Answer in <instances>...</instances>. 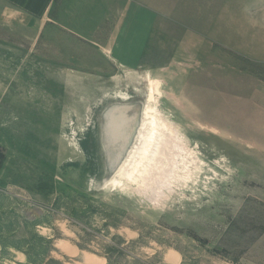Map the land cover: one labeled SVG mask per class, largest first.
<instances>
[{
  "label": "rangeland",
  "instance_id": "1",
  "mask_svg": "<svg viewBox=\"0 0 264 264\" xmlns=\"http://www.w3.org/2000/svg\"><path fill=\"white\" fill-rule=\"evenodd\" d=\"M18 4L0 16V264H264V0ZM151 86L160 154L104 187L142 121L126 148L134 126L116 140L96 109L100 138L85 98L142 108Z\"/></svg>",
  "mask_w": 264,
  "mask_h": 264
},
{
  "label": "bare ground",
  "instance_id": "2",
  "mask_svg": "<svg viewBox=\"0 0 264 264\" xmlns=\"http://www.w3.org/2000/svg\"><path fill=\"white\" fill-rule=\"evenodd\" d=\"M150 83H152V82H150ZM129 90H131V89H129ZM138 91L139 90L136 89L135 92H138ZM148 92L149 93L146 94L147 96L145 95L146 96L145 97V103H143V105H142L141 116H140V119L142 121V127L140 126L141 131L139 133V138H138V141L136 143V146H135V148H133L132 152L130 151L127 158L125 160L121 161V163L119 164V166L116 170L118 173H116L111 180H109V179L113 176V174L111 175V177H109L107 180H105L104 182L101 183L102 185H104V187H106V186L107 187L108 186L109 187L110 186L111 187H125V186H130L132 184L134 185L137 182H140L141 180H143V177L146 176V174L148 172V171L145 172L144 168L146 167V165H148L150 163L151 156H155L156 154H160V151H159L160 149H159L158 144H157V140H158L157 138L159 136H158V133L155 134L156 133L155 131L159 132V130L162 129L163 126L159 123V119L157 116L159 113V110H157V105H155L156 99H154V96H153L154 95V89L152 86L149 87ZM135 94L136 93L132 94L131 92H125V91H121V90H117L114 92L105 91L103 93V95L101 96V98L98 101H96L94 104L90 100V98L89 99L85 98L86 102L84 104H85V109L88 111L87 119L89 120V126L91 125L93 128H96L98 130V132L100 131L99 132L100 138L102 136V132L104 133V135H106L105 137H107L108 127H107V125H105V128H102L100 123L98 125V123L96 122V119H95L96 109L101 110V109L108 108L110 106V108H108L109 110H107V112H108L111 110L112 107L115 108L114 106H117V107H121V105L122 106H131L132 104L130 105V103L133 102V99L136 96ZM109 113L107 114V116L110 118L109 119L110 122H108V123L110 126L109 129H111V130L109 132H111L110 134L113 133L112 134L113 137H115L116 140H118L119 139L118 136H120V133H121V130H120V127H121L120 120L121 119L120 118L115 119V118L117 117L119 112L111 110ZM107 116L105 113L104 119ZM112 119H113V121H112ZM125 126H127V125H125ZM142 138H143V144L145 143V146L142 147V145H141V148L138 151H136V154H134V150L136 148H138ZM108 144L111 145V142ZM101 147L105 148L104 144ZM117 147H119V146H117ZM132 155H138L137 156L138 160L135 161V163H132V161H131ZM184 168H186V170L189 172L191 167L186 166Z\"/></svg>",
  "mask_w": 264,
  "mask_h": 264
},
{
  "label": "water",
  "instance_id": "3",
  "mask_svg": "<svg viewBox=\"0 0 264 264\" xmlns=\"http://www.w3.org/2000/svg\"><path fill=\"white\" fill-rule=\"evenodd\" d=\"M115 108H111L112 111H117L119 112L120 114V117H121V120H120V125L121 124H127V126H123V127H128V125L132 124V126H134V129H133V133H132V137L131 139H129L128 141V145H126V148H129L130 144L132 143V141L134 140V137L136 135V132H137V129H138V126L140 124V116H141V106L139 105H133V106H122L121 107H117V106H114ZM110 110V111H111ZM108 111V113L110 112ZM135 111V112H134ZM107 113V114H108ZM110 114V113H109ZM127 152V149L126 150H123L122 154H121V160L124 158L125 156V153ZM120 160V159H119ZM114 168V167H113ZM116 169V168H115ZM114 169V170H115Z\"/></svg>",
  "mask_w": 264,
  "mask_h": 264
},
{
  "label": "crops",
  "instance_id": "4",
  "mask_svg": "<svg viewBox=\"0 0 264 264\" xmlns=\"http://www.w3.org/2000/svg\"><path fill=\"white\" fill-rule=\"evenodd\" d=\"M4 1L10 3V5L9 7H6V9H4L2 13H0V16L5 15L6 17H8V19L12 16L24 15V13H22V9L18 7L19 1H23V2L26 1L27 9L33 8V6L46 7L52 2V0H4ZM30 14L33 15L32 13H29V15Z\"/></svg>",
  "mask_w": 264,
  "mask_h": 264
}]
</instances>
